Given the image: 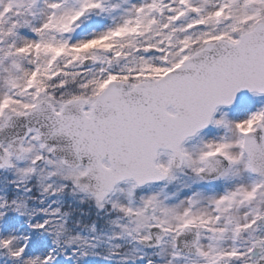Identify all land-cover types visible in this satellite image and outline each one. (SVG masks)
I'll return each mask as SVG.
<instances>
[{
	"label": "rangeland",
	"instance_id": "rangeland-1",
	"mask_svg": "<svg viewBox=\"0 0 264 264\" xmlns=\"http://www.w3.org/2000/svg\"><path fill=\"white\" fill-rule=\"evenodd\" d=\"M251 1L0 0V125L10 113H24L43 98L53 100L57 110H61L62 102L49 93L36 91L31 81L38 68L48 65V54L54 48L68 44L92 53L94 64L86 69L89 70L86 77L96 88H102L104 81L118 75L158 77L182 60L179 41L183 37L177 41L174 36L177 31L186 35L207 22L211 25L208 30L216 31V26L229 31L235 21L260 13L249 5ZM255 1L264 12V0ZM85 7H94V11L84 14ZM185 8L187 14L186 11L180 14ZM259 17L264 20V15ZM75 23L83 26L80 33L63 34ZM150 24L154 32L147 36L153 43L150 52L139 49L126 54L132 40L141 36H136V29ZM120 30L131 32L124 41L127 49L114 40L111 44L99 42ZM241 33L229 39L237 41ZM236 105L220 108L212 126L186 142L185 171H175L170 151H162L158 163L171 172L167 183L147 186L136 198L131 191L137 187L131 181L122 183L109 201L126 214L111 220L108 230L92 228L69 237L67 217L60 212L62 202L58 195H53L54 191L28 205L20 199L8 203L7 192L1 190L0 216L10 210V217L0 220L3 248L0 264H55L56 249L60 253L58 264H244L241 261L244 258L250 260L249 264H260L264 260V200H260L264 195V179L250 170L244 152V133L254 127L256 119H264V95L248 94ZM5 148L9 149V145L5 144ZM24 150L9 169L17 181L31 167L38 171L44 188L53 185V180L47 177L51 171L64 174L66 182L85 171L83 167L69 169L55 158L35 166L36 159L48 155L36 131L24 144ZM214 152L225 154L231 160L230 167L216 180L204 181L197 172L205 157ZM79 190L87 198L88 193ZM185 223L199 226L200 241L195 255L184 254L175 247L174 239ZM153 224L166 229L167 237L161 247L147 249L140 239L149 238L148 228ZM129 240L133 241L129 251L115 253L116 247ZM229 254H235V263L227 261ZM12 258L14 261H10Z\"/></svg>",
	"mask_w": 264,
	"mask_h": 264
},
{
	"label": "water",
	"instance_id": "water-1",
	"mask_svg": "<svg viewBox=\"0 0 264 264\" xmlns=\"http://www.w3.org/2000/svg\"><path fill=\"white\" fill-rule=\"evenodd\" d=\"M249 92L264 93V22L244 34L239 43H209L158 81L142 83L133 90L125 83H112L97 102L108 109L104 126L94 127L93 119L84 115V100L66 104L61 114H55L46 102L28 115L12 116L0 130V141L10 139V128L22 124L26 130L14 142L20 151L29 128L38 127L46 146L54 145L53 152L63 156L66 164L89 166L77 184L102 200L126 178L141 179L142 184L168 178L169 174L156 166L158 151L172 150L175 166L181 167L184 141L209 126L219 106L231 105ZM169 107L176 114L169 113ZM13 117L20 120L11 121ZM246 151L253 171L264 175L262 125L246 134ZM103 159L112 167H103ZM205 164L200 175L215 178L229 161L215 154L207 157ZM5 165L10 162L0 157V167ZM163 235L158 231L154 244H159ZM196 240L194 227H187L177 238V246L194 251Z\"/></svg>",
	"mask_w": 264,
	"mask_h": 264
},
{
	"label": "trees",
	"instance_id": "trees-1",
	"mask_svg": "<svg viewBox=\"0 0 264 264\" xmlns=\"http://www.w3.org/2000/svg\"><path fill=\"white\" fill-rule=\"evenodd\" d=\"M69 87H71V86H69ZM79 90L80 89H78V87L75 86V88L68 90L67 92H63L62 95H82V94H84L81 90L80 91ZM85 94L87 95V92H85ZM66 200L67 201H66L65 207L76 210L75 211L76 217L79 216V211L81 210L80 204L81 205H84V204L79 199H77V198L71 199V197H69V196L66 198ZM92 211L95 212V209L94 210L92 209ZM98 218L101 219V215H99Z\"/></svg>",
	"mask_w": 264,
	"mask_h": 264
}]
</instances>
